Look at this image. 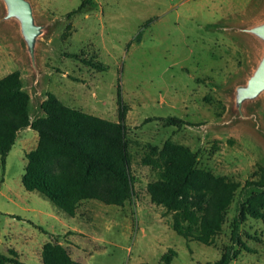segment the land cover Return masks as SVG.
Here are the masks:
<instances>
[{
	"label": "rangeland",
	"instance_id": "374dc122",
	"mask_svg": "<svg viewBox=\"0 0 264 264\" xmlns=\"http://www.w3.org/2000/svg\"><path fill=\"white\" fill-rule=\"evenodd\" d=\"M28 1L46 27L37 46V85L0 1V80L19 71L31 99L30 127L19 133L5 167L0 156V254L43 264L45 246L58 243L77 264H165L171 251L170 264L218 263L232 245L238 208L261 193L247 184L264 180V94L245 106L251 118L235 108L236 87L263 55L244 29L264 19V0H92L95 7L71 17L83 0ZM49 94L112 122L124 111L134 194L123 207L86 201L71 218L24 188L26 156L39 142L32 125L44 117ZM166 118L185 125L166 127L160 121ZM187 152L198 169L245 188L211 246L180 237L173 211L148 192ZM240 234L245 249L232 264H264V220L248 217Z\"/></svg>",
	"mask_w": 264,
	"mask_h": 264
},
{
	"label": "trees",
	"instance_id": "16d2710c",
	"mask_svg": "<svg viewBox=\"0 0 264 264\" xmlns=\"http://www.w3.org/2000/svg\"><path fill=\"white\" fill-rule=\"evenodd\" d=\"M89 5L96 6L92 0H83L79 10L68 16ZM140 37L141 34L137 40ZM30 102L19 71L0 80V156L4 167L19 133L30 127ZM41 109L44 117L32 125L39 142L37 149L26 156L24 188L39 194L71 218L86 201L123 207L131 200L134 193L124 111L119 122H112L66 107L52 94ZM160 121L166 127L185 125L179 118ZM247 186L261 193L238 208L232 222V245L216 264H232L245 249L240 231L248 217L264 220V180ZM244 189L240 183L198 169L196 156L190 152L172 161L162 178L148 186L151 200L173 211L172 229L180 237L206 246L214 244L223 230L225 215L237 193ZM171 255L176 253L171 251L162 261L170 264ZM42 258L43 264H77L68 249L58 243H48ZM0 264L25 263L0 254Z\"/></svg>",
	"mask_w": 264,
	"mask_h": 264
},
{
	"label": "water",
	"instance_id": "95a60500",
	"mask_svg": "<svg viewBox=\"0 0 264 264\" xmlns=\"http://www.w3.org/2000/svg\"><path fill=\"white\" fill-rule=\"evenodd\" d=\"M3 9V21L12 22L18 29L32 70L39 83L40 70L37 60L39 40L46 33V27L36 22L32 4L28 0H0ZM244 32L255 38L264 50V19L244 29ZM264 94V51L255 71L248 81L235 89V108L241 118H251L245 114V106L257 101Z\"/></svg>",
	"mask_w": 264,
	"mask_h": 264
}]
</instances>
